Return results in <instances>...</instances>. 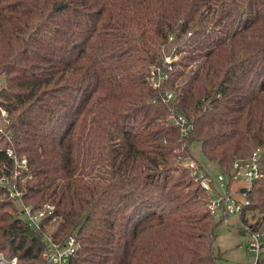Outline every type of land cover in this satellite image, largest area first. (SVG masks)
I'll list each match as a JSON object with an SVG mask.
<instances>
[{
	"label": "trees",
	"instance_id": "trees-1",
	"mask_svg": "<svg viewBox=\"0 0 264 264\" xmlns=\"http://www.w3.org/2000/svg\"><path fill=\"white\" fill-rule=\"evenodd\" d=\"M0 78V165L25 155L22 201L54 204L32 226L0 186V255L47 264L74 232L71 264H216L211 192L176 160L195 140L228 177L260 147L241 217L264 229V0H0Z\"/></svg>",
	"mask_w": 264,
	"mask_h": 264
},
{
	"label": "built area",
	"instance_id": "built-area-1",
	"mask_svg": "<svg viewBox=\"0 0 264 264\" xmlns=\"http://www.w3.org/2000/svg\"><path fill=\"white\" fill-rule=\"evenodd\" d=\"M171 59V56L166 55V67L157 65L151 66L148 80L153 87L159 86L162 80L168 77L169 71L167 70L172 68ZM172 94L173 92L171 90L166 91L163 99L171 97ZM152 100H155V98H152ZM170 116L174 118L181 131H184L188 127L187 119L184 118L182 113L175 115L172 112ZM174 149L177 150L176 148ZM259 151L260 147L258 146L253 151L247 165L243 166L235 173L238 177L241 175V177L245 176V178L248 179L247 184H245L246 186H249L253 177L257 176L259 173V163L257 162ZM6 153L14 155L15 160L14 163L5 162L0 165V186L3 187L2 195L19 202L20 215L24 218L25 222L32 226H38L43 218L53 214L54 204L47 202L40 208H34L31 204L22 201L24 189L22 183L18 181V175L22 173L23 170L21 169L26 166L25 163L27 158L25 155L24 157L17 158L13 148L10 146L6 149ZM176 160L179 164L181 163L189 166L193 179L197 180L202 187L211 192L209 207L212 212L221 210L224 213L228 211H238L241 213L244 204L249 202V198L245 195V190L240 191L239 188L237 189L240 196L233 194L228 188H225L227 185L225 179L226 175L222 171L217 172L216 177L220 180V185H222L224 189L218 191L216 186H214L215 179L213 175L210 176V174L206 172L204 166L199 163L197 157H194L189 150L185 154H177ZM53 218H55V216H53ZM249 231L251 238L249 239L248 248L253 252L255 257L253 261L241 264H262L264 256V229L250 228ZM43 238L44 249L42 255L47 264H71L72 255L80 245V240L74 232L68 234L63 240L53 239L50 235H46ZM2 260L7 262L12 261V263L16 264L15 256L8 260L1 254L0 261Z\"/></svg>",
	"mask_w": 264,
	"mask_h": 264
},
{
	"label": "rangeland",
	"instance_id": "rangeland-1",
	"mask_svg": "<svg viewBox=\"0 0 264 264\" xmlns=\"http://www.w3.org/2000/svg\"><path fill=\"white\" fill-rule=\"evenodd\" d=\"M1 79L2 78H0V82ZM7 116L8 110L3 105L2 97L0 96V132L5 130V125L8 121ZM189 149L191 150V154L194 157H198L205 165V168L208 170V172L213 175L216 189L218 191H222L224 187L220 185V180L216 177V174L219 172V170L214 163L207 162L204 158H202L200 141H193L190 144ZM225 179L227 181L225 188H228L230 192L236 195H240L237 189H240V187L247 184L248 182V179L245 178V176L237 177L236 174H233L230 177L226 176ZM245 214L247 220L243 221L241 213L238 211H228L227 213H224L221 210L214 211V216L218 222L216 224V235L214 238L213 247L215 248V251L220 254L216 264H241L254 260L255 256L248 248L250 241L249 239L251 238L249 223H251L254 219L253 209L247 208L245 210ZM11 258L6 259L9 260Z\"/></svg>",
	"mask_w": 264,
	"mask_h": 264
},
{
	"label": "bare ground",
	"instance_id": "bare-ground-1",
	"mask_svg": "<svg viewBox=\"0 0 264 264\" xmlns=\"http://www.w3.org/2000/svg\"><path fill=\"white\" fill-rule=\"evenodd\" d=\"M0 264H14V263H12V261L11 262H7V261H0Z\"/></svg>",
	"mask_w": 264,
	"mask_h": 264
},
{
	"label": "water",
	"instance_id": "water-1",
	"mask_svg": "<svg viewBox=\"0 0 264 264\" xmlns=\"http://www.w3.org/2000/svg\"><path fill=\"white\" fill-rule=\"evenodd\" d=\"M239 177H241V175H239ZM246 185H243L241 188H240V191H243V190H245L246 189ZM244 232V231H243Z\"/></svg>",
	"mask_w": 264,
	"mask_h": 264
}]
</instances>
